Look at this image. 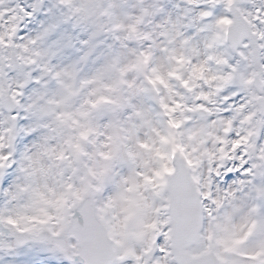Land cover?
<instances>
[{
	"label": "snow or ice",
	"instance_id": "snow-or-ice-1",
	"mask_svg": "<svg viewBox=\"0 0 264 264\" xmlns=\"http://www.w3.org/2000/svg\"><path fill=\"white\" fill-rule=\"evenodd\" d=\"M0 264H264V0H0Z\"/></svg>",
	"mask_w": 264,
	"mask_h": 264
}]
</instances>
